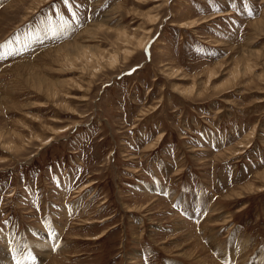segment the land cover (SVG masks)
<instances>
[{
  "label": "rangeland",
  "instance_id": "374dc122",
  "mask_svg": "<svg viewBox=\"0 0 264 264\" xmlns=\"http://www.w3.org/2000/svg\"><path fill=\"white\" fill-rule=\"evenodd\" d=\"M9 39L0 264H264V0H0Z\"/></svg>",
  "mask_w": 264,
  "mask_h": 264
},
{
  "label": "snow or ice",
  "instance_id": "6c2138e0",
  "mask_svg": "<svg viewBox=\"0 0 264 264\" xmlns=\"http://www.w3.org/2000/svg\"><path fill=\"white\" fill-rule=\"evenodd\" d=\"M63 3L65 5L68 4V0H63ZM53 35H55L56 33L53 32L52 33ZM18 37L16 38V42H18ZM13 39H9V40H6L2 43H0V59H3L7 56H10V55H13L15 54L16 52L18 51H23V49H17L15 47H13ZM26 259H31V257H26Z\"/></svg>",
  "mask_w": 264,
  "mask_h": 264
},
{
  "label": "bare ground",
  "instance_id": "6f19581e",
  "mask_svg": "<svg viewBox=\"0 0 264 264\" xmlns=\"http://www.w3.org/2000/svg\"><path fill=\"white\" fill-rule=\"evenodd\" d=\"M149 40V39H148ZM147 42H145L144 44H143V46L145 47V48H147V44H146ZM149 50H150V47H149ZM86 55V54H85Z\"/></svg>",
  "mask_w": 264,
  "mask_h": 264
}]
</instances>
